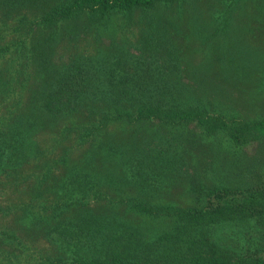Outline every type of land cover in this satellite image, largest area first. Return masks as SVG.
I'll list each match as a JSON object with an SVG mask.
<instances>
[{
	"label": "trees",
	"instance_id": "trees-1",
	"mask_svg": "<svg viewBox=\"0 0 264 264\" xmlns=\"http://www.w3.org/2000/svg\"><path fill=\"white\" fill-rule=\"evenodd\" d=\"M174 1L179 0H0L2 23L17 21L12 26L15 37L5 40L6 34L0 33V57L11 59L5 87L29 77L32 65L49 72L31 98L39 111L74 117L71 127L81 128L74 143L82 145L75 155L79 146L59 153H50L49 143L43 147L36 141L32 147L28 137L34 121L26 113L19 115L21 100L6 108L0 125V187L28 184L30 195L0 202V217L23 209L29 219L25 229H36L47 246L30 248L14 228L0 222V264H58L63 258L57 247L70 252L67 264H264L263 251L237 252L219 244L208 230L221 221L264 220V181L227 185L194 179L190 188L201 197L200 204L154 198L147 194L152 190L151 169L157 168L148 162L154 159L148 156L144 164V155L132 142L117 141L109 129L103 130L108 121L192 124L205 134L221 131L230 142L241 144L247 137L264 136V117L244 120L207 112L202 104L189 102L177 81L132 76L129 68L108 67L104 56H74L61 63L51 59L59 23L82 17L96 25L117 11ZM83 109L85 120L76 122ZM90 114L96 117L89 119ZM69 130L61 125L53 142ZM34 148L40 169L27 174L22 163ZM118 165L135 168L132 178L118 174Z\"/></svg>",
	"mask_w": 264,
	"mask_h": 264
},
{
	"label": "rangeland",
	"instance_id": "rangeland-1",
	"mask_svg": "<svg viewBox=\"0 0 264 264\" xmlns=\"http://www.w3.org/2000/svg\"><path fill=\"white\" fill-rule=\"evenodd\" d=\"M16 22L15 17L2 23L0 17V33L6 34L3 39L9 40L17 35L12 30ZM38 33L43 32L36 30ZM54 36L51 44L53 61L61 63L74 56L92 59L104 56L108 67L120 71L129 68L132 76L149 75L159 81L162 78L177 81L183 86L189 102L202 104L207 112L232 114L244 120L264 117V0L157 2L151 7H136L130 12L117 11L96 25L86 24L82 17L68 20L58 24ZM10 70L11 59L2 55L0 116L19 98V115L26 113L34 121L29 128L30 146H35L36 141L43 147L52 144L50 153H59L67 146H79L73 150V155L77 154L82 145L74 143L77 140L74 135L81 128L71 127L74 117L51 116L39 111L34 97L31 98L34 89L49 72L39 71L32 65L29 77L11 81L12 87L7 89L5 79ZM125 109L132 111L130 107ZM85 111L83 109L82 114H78L76 122L85 120ZM94 117L92 114L88 116L89 119ZM3 120L5 114L0 118V125ZM61 125L69 126L68 135L53 142ZM106 129L117 141L132 142L144 155V164L148 156L154 159V162H148L157 168L151 169L153 180L149 185L152 190L147 192L154 198L181 205L200 204L201 197L190 188L194 179L205 184L227 185L264 181V136L247 137L245 142L234 144L221 131L205 134L192 124L153 125L143 122L128 125L108 121L103 130ZM35 151V148L29 150L22 163L27 174L40 169L41 159H36ZM115 168L118 174L129 178L135 169L123 170V165ZM27 185H2L0 202L27 199L30 195ZM0 218V222L14 228L29 242L30 248L45 249L47 246L46 241L36 234V229L30 233L25 229L29 219L23 209ZM208 230L219 244L237 252H264V220L221 221L210 225ZM57 253L63 258L58 264L69 262L68 250L59 251L57 247Z\"/></svg>",
	"mask_w": 264,
	"mask_h": 264
}]
</instances>
